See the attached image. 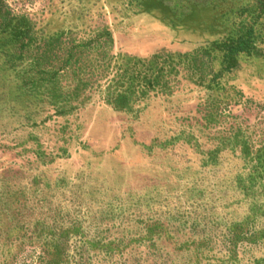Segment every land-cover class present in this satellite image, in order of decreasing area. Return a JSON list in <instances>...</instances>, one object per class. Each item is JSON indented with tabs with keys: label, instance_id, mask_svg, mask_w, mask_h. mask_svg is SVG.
Masks as SVG:
<instances>
[{
	"label": "rangeland",
	"instance_id": "obj_1",
	"mask_svg": "<svg viewBox=\"0 0 264 264\" xmlns=\"http://www.w3.org/2000/svg\"><path fill=\"white\" fill-rule=\"evenodd\" d=\"M3 5L26 16L41 36L69 31L63 50L102 29L112 43L101 39L99 49L85 51L93 64L101 54L107 59L76 77L90 84L62 116L43 96L18 90L17 69L5 70L0 59V264L51 258L58 264H264V238L234 246L228 233L240 222L249 234L264 229V209L254 210L264 196L239 188L238 177L253 166L250 156L226 143L209 160L220 139L233 144L237 133L249 151L264 145V58L241 59L217 80V90L207 89L208 79L200 85L180 63L165 91L137 100L131 112H117L105 100L117 56L191 53L221 37L225 20L211 29L200 20L177 23L129 0ZM60 74L62 86L73 87L71 71ZM156 221L161 232L143 238ZM74 223L81 236L59 238ZM49 239L60 243L58 256L44 245ZM112 241L110 254L96 245Z\"/></svg>",
	"mask_w": 264,
	"mask_h": 264
},
{
	"label": "trees",
	"instance_id": "obj_2",
	"mask_svg": "<svg viewBox=\"0 0 264 264\" xmlns=\"http://www.w3.org/2000/svg\"><path fill=\"white\" fill-rule=\"evenodd\" d=\"M129 2L145 12L162 11L177 23L200 20L211 29L224 19L228 28L221 37L196 48L191 53L181 55L161 52L145 59L117 56L116 59L120 62L115 63V68L112 67L115 74L110 80L105 99L106 104L114 111L131 112L137 100L146 97L150 92L165 91L168 75L174 72L180 63L186 65V68L198 77L200 85L205 84L208 79L205 85L207 89L217 90L219 89L217 80L223 74L238 69L241 59L264 58V0H129ZM69 34V31H58L41 36L37 34L33 23L26 16L12 15L4 7L3 0H0V59L6 66L5 70L14 72L17 69V89L32 98L39 99L43 96L49 101V105L55 108L57 115L61 116L75 109L72 102L77 101L90 84L82 83V79L77 80L76 77L83 75L85 69H90L101 61L104 65L107 59L106 55L101 54L99 60H94L98 62L93 64L84 57L85 51L91 50L92 47L95 52L103 42L112 43L111 34L102 29L94 39L77 45L70 42L71 45L63 50V38ZM59 52H63L61 56ZM111 59L107 60L105 69L110 68ZM215 62L218 69L214 71ZM69 71L74 76L73 87L62 86L64 77L60 73ZM237 95L239 98L242 97L240 92ZM211 108L209 118H212L217 110L214 105ZM237 137L238 133L234 135L233 144H230L229 138L220 139L217 148L209 152L211 156L209 160L214 159L216 153L224 149L226 143L231 149L240 145L244 157L250 156L253 166L246 177H238L239 188L247 194L257 190L256 195L263 197L264 145L249 151L246 141L242 138L237 141ZM258 181L262 182L259 190L256 189ZM263 209L264 202L254 205L257 212ZM261 214H264V211ZM80 227V223L70 225L59 238L67 241L73 234L79 233L81 236L78 232ZM161 227L158 221L149 225L143 238L158 235ZM228 233L230 243L234 246L239 242L255 243L264 238V229L249 234V230H244L241 222L231 225ZM56 240L52 242V239H49L44 245L50 244V248L58 256L60 243ZM96 245L100 246L103 253L110 254L115 251L117 243L97 242ZM47 255L51 256L50 252ZM53 259H47L45 264H58L57 260Z\"/></svg>",
	"mask_w": 264,
	"mask_h": 264
}]
</instances>
